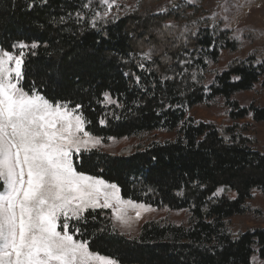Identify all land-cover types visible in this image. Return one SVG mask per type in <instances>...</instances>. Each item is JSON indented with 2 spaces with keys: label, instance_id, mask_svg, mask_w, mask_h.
<instances>
[{
  "label": "trees",
  "instance_id": "obj_1",
  "mask_svg": "<svg viewBox=\"0 0 264 264\" xmlns=\"http://www.w3.org/2000/svg\"><path fill=\"white\" fill-rule=\"evenodd\" d=\"M132 1L112 17L104 16L103 0H0V47L38 44L26 50L25 90L35 86L52 101L82 105L86 130L102 144L135 140L117 154H80L77 170L117 184L124 199L186 213L181 224L145 221L133 236L113 231L108 209L70 224L82 229L90 250L120 264H250L253 255L264 261V229L230 225L250 211L253 192L264 195V152L245 134L250 126L236 123H264V108L234 99L264 78V54L252 41L239 42L260 37L224 28L222 0ZM243 49L250 50L244 58L211 71L222 52ZM105 93L118 103H107ZM218 99L234 124L188 115ZM220 188L226 193L215 196Z\"/></svg>",
  "mask_w": 264,
  "mask_h": 264
},
{
  "label": "snow or ice",
  "instance_id": "obj_2",
  "mask_svg": "<svg viewBox=\"0 0 264 264\" xmlns=\"http://www.w3.org/2000/svg\"><path fill=\"white\" fill-rule=\"evenodd\" d=\"M103 3L108 11L115 6V0ZM37 47L23 41L11 50L0 47V264H120L90 250L70 221L110 209L115 231L153 209L124 199L117 184L77 170L81 152L101 145V138L86 130L82 105L52 101L35 86L25 90L26 50ZM104 98L118 103L107 93Z\"/></svg>",
  "mask_w": 264,
  "mask_h": 264
},
{
  "label": "rangeland",
  "instance_id": "obj_3",
  "mask_svg": "<svg viewBox=\"0 0 264 264\" xmlns=\"http://www.w3.org/2000/svg\"><path fill=\"white\" fill-rule=\"evenodd\" d=\"M196 1L197 0H192L190 4H195ZM104 5L106 12L108 11L107 5L105 3ZM133 5L134 3L132 0H115V6L108 11V15L112 17L120 16L124 9L131 8ZM218 13L224 21V28L228 30H235L237 32V36L238 32L241 30L255 32V35H258L260 39H257L258 37L256 36H249L245 40H239V42L241 46L243 45V47H247L248 43L252 41L255 46L256 53L259 54L260 51L261 54H264V0H222L219 4ZM247 52H250V50L243 49L237 54L222 52L220 54L218 64L211 66L210 69L213 72H219L225 68L229 61L235 58L242 59L245 57ZM211 80L212 75L208 76V82H211ZM263 82L264 78L261 79L251 91L237 94L234 96V99L238 101L240 106L243 107L252 104L254 107L264 108V88L261 86ZM226 114L227 108L220 99L216 100L213 105L196 106L188 112V115L197 121L212 122L218 126L234 124L228 120ZM236 123L250 126L245 134L254 141L253 145L256 149L264 152V123L256 124L250 119H245ZM134 143L135 140L133 139L120 141L109 140L106 144L101 143V145L94 149H100L106 153L117 154L123 147L133 145ZM86 152L89 151H82L81 154ZM225 193L226 191L220 188L215 193V196H220ZM228 196L234 197L233 194H229ZM252 196L253 198L250 201V211L242 217L233 218L231 220L230 225L235 230L245 231L264 229V195L258 192H253ZM151 209L153 210L143 212L138 221L133 220L130 228L121 229L118 226L116 228L123 234L133 236L137 233L139 227L145 221L151 219H164L172 223L181 224L186 218V213L184 211L169 212L163 209ZM108 210L111 212L110 209ZM130 213L135 215L132 211H130ZM250 264H264V261L259 259L257 255H253Z\"/></svg>",
  "mask_w": 264,
  "mask_h": 264
},
{
  "label": "bare ground",
  "instance_id": "obj_4",
  "mask_svg": "<svg viewBox=\"0 0 264 264\" xmlns=\"http://www.w3.org/2000/svg\"><path fill=\"white\" fill-rule=\"evenodd\" d=\"M130 214H132V213H130ZM132 216H134V214H132ZM138 221V220H137Z\"/></svg>",
  "mask_w": 264,
  "mask_h": 264
}]
</instances>
